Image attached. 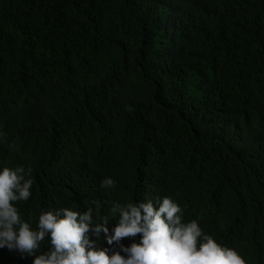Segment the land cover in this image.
<instances>
[{"label": "trees", "instance_id": "16d2710c", "mask_svg": "<svg viewBox=\"0 0 264 264\" xmlns=\"http://www.w3.org/2000/svg\"><path fill=\"white\" fill-rule=\"evenodd\" d=\"M5 166L31 169L34 228L167 196L264 264V0H0Z\"/></svg>", "mask_w": 264, "mask_h": 264}, {"label": "clouds", "instance_id": "9594fccd", "mask_svg": "<svg viewBox=\"0 0 264 264\" xmlns=\"http://www.w3.org/2000/svg\"><path fill=\"white\" fill-rule=\"evenodd\" d=\"M33 182L31 169L0 167V250L31 257V264H247L238 250L205 233L198 220L184 222L182 207L167 196L113 201L99 216L92 209H48L34 228L16 206L31 198ZM101 186L115 188L116 182L105 177ZM46 239L50 247L37 254Z\"/></svg>", "mask_w": 264, "mask_h": 264}]
</instances>
